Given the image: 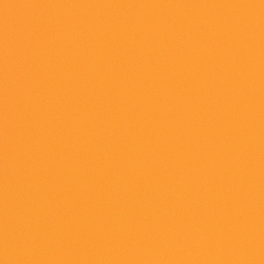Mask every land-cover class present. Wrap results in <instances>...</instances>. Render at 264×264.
Masks as SVG:
<instances>
[{
    "label": "water",
    "instance_id": "1",
    "mask_svg": "<svg viewBox=\"0 0 264 264\" xmlns=\"http://www.w3.org/2000/svg\"><path fill=\"white\" fill-rule=\"evenodd\" d=\"M0 264H264V0H0Z\"/></svg>",
    "mask_w": 264,
    "mask_h": 264
}]
</instances>
